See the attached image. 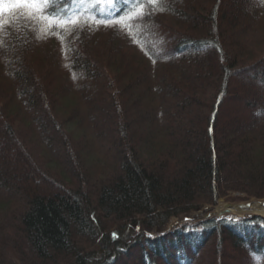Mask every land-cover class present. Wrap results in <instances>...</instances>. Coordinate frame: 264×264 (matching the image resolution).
I'll list each match as a JSON object with an SVG mask.
<instances>
[{"label":"trees","instance_id":"1","mask_svg":"<svg viewBox=\"0 0 264 264\" xmlns=\"http://www.w3.org/2000/svg\"><path fill=\"white\" fill-rule=\"evenodd\" d=\"M0 88V264H264L263 214L135 228L264 198V0L6 2Z\"/></svg>","mask_w":264,"mask_h":264},{"label":"rangeland","instance_id":"2","mask_svg":"<svg viewBox=\"0 0 264 264\" xmlns=\"http://www.w3.org/2000/svg\"><path fill=\"white\" fill-rule=\"evenodd\" d=\"M74 2H75V4L77 6H79V5L91 4L93 2V0H74ZM5 41H7V40H5ZM10 45H12V44H10ZM20 51H22V50H20ZM20 53H22V52H20ZM22 58H23L22 54H19V55H17L15 57V59H17V60H20V59L22 60ZM3 95H4V91L0 88V105L2 103H4V100L6 99V97H2ZM243 196H245L244 193H239L237 191H234L231 195L219 198L217 203H208V202H206V203L194 204L187 211L181 212V213L175 215L174 217H172L170 219V221L165 223L164 225L147 227L144 224H139V225H136L135 228H136L137 231L144 230L147 233L153 235V234H156V233H159V232H164V231L170 229L172 226H174L176 224H179V223H182L184 221L196 220L198 218H205L206 214L211 212V211H209L207 206H217V205L220 204V202L222 200H225V199H232L233 198L234 202H236V203L248 202V201H251V200L264 201V198L257 199V198H254V197L248 198V197H243ZM224 214H227V215H229L231 217L236 218L237 216H240V215L254 214V213H251V212H240V213L235 214L233 212L232 213L231 212H225L222 215H224ZM213 215H218V214H213ZM210 216H212V215H210ZM210 216H207V217H210Z\"/></svg>","mask_w":264,"mask_h":264},{"label":"bare ground","instance_id":"3","mask_svg":"<svg viewBox=\"0 0 264 264\" xmlns=\"http://www.w3.org/2000/svg\"><path fill=\"white\" fill-rule=\"evenodd\" d=\"M239 203L234 202V199H225L220 202L213 210L214 213L233 212L235 214L240 212L264 213V201H252L251 205L246 208H239Z\"/></svg>","mask_w":264,"mask_h":264},{"label":"snow or ice","instance_id":"4","mask_svg":"<svg viewBox=\"0 0 264 264\" xmlns=\"http://www.w3.org/2000/svg\"><path fill=\"white\" fill-rule=\"evenodd\" d=\"M13 3V4H22V5H32V6H36V5H47L50 3V0H0V5H2L3 3ZM97 2H103L106 5H110V4H114L115 0H97ZM159 0H147V3L149 4H156L158 3ZM39 10L41 12V14H43L44 9L41 7L39 9L33 7L31 9V11L34 13L35 11ZM115 236V234H113Z\"/></svg>","mask_w":264,"mask_h":264},{"label":"water","instance_id":"5","mask_svg":"<svg viewBox=\"0 0 264 264\" xmlns=\"http://www.w3.org/2000/svg\"><path fill=\"white\" fill-rule=\"evenodd\" d=\"M252 201H256V200H251V201H248V202H242V203H239L238 207H239V208H246V207H249V206L251 205V202H252ZM260 201H261V200H260ZM215 207H216V206H207V208L209 209V211H210V210H213ZM224 213H225V212H224ZM213 214L222 215L223 213L209 212V213L206 214V217H207V216H210V215L213 216ZM259 214H263V215H264V213H259ZM187 218H188V217H187ZM236 218H238V216H237Z\"/></svg>","mask_w":264,"mask_h":264}]
</instances>
